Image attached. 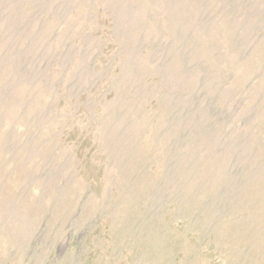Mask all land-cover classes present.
Segmentation results:
<instances>
[{"label":"rangeland","instance_id":"1","mask_svg":"<svg viewBox=\"0 0 264 264\" xmlns=\"http://www.w3.org/2000/svg\"><path fill=\"white\" fill-rule=\"evenodd\" d=\"M0 264H264V0H0Z\"/></svg>","mask_w":264,"mask_h":264}]
</instances>
